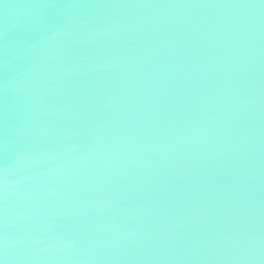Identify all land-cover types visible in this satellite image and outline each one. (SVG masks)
Masks as SVG:
<instances>
[{"label": "water", "instance_id": "water-1", "mask_svg": "<svg viewBox=\"0 0 264 264\" xmlns=\"http://www.w3.org/2000/svg\"><path fill=\"white\" fill-rule=\"evenodd\" d=\"M0 264H264V0H0Z\"/></svg>", "mask_w": 264, "mask_h": 264}]
</instances>
